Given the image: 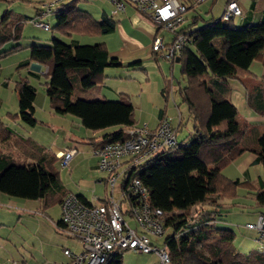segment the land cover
I'll list each match as a JSON object with an SVG mask.
<instances>
[{
  "label": "trees",
  "instance_id": "obj_1",
  "mask_svg": "<svg viewBox=\"0 0 264 264\" xmlns=\"http://www.w3.org/2000/svg\"><path fill=\"white\" fill-rule=\"evenodd\" d=\"M79 3L73 1L61 6L56 32L63 37L114 32L113 19L104 16L97 22L78 8ZM23 23L13 12L0 20V70L5 56L23 48L17 44L3 49L10 42H20ZM181 32L192 36L180 58L182 76L187 80L182 99L193 118V135L187 144L177 140L178 149L159 152L128 175L141 181L151 208L162 211L164 235L171 231L163 242L171 264H264V254L239 252L235 247V232L221 229L216 223L221 215L219 211L226 209L225 199L237 198L241 186L249 189L254 207L264 215V178L248 183L229 180L223 175L224 169L248 153L255 155L256 163L264 169V125L249 124L225 96L227 88L221 90L215 85L230 79L243 81L250 74V67L264 51V21L235 28L231 21L225 26L222 19H215L194 31L182 27ZM30 59L48 69L45 86L56 114L76 117L85 129L94 132L117 128L93 143L95 149L128 140L126 131L137 126L135 110L127 96L119 100L74 99L77 88L90 90L103 80L107 68L119 66V60L110 57L105 44L70 47L63 40L53 39L51 46L32 45ZM261 90L254 89L256 93ZM250 91L249 106L264 116L263 93L254 96ZM16 92L19 111L13 120L35 127L39 124L34 106L36 89L20 80ZM252 98H257L259 104H254ZM182 126L183 123L174 128L176 138ZM22 155L37 163L28 164ZM56 159L46 148L21 138L0 120V194L35 201L59 195L64 190ZM78 198L86 205L91 204L81 196ZM57 228H63L61 221ZM162 237H153V242L158 246ZM122 257L113 256L105 264H124Z\"/></svg>",
  "mask_w": 264,
  "mask_h": 264
},
{
  "label": "crops",
  "instance_id": "obj_2",
  "mask_svg": "<svg viewBox=\"0 0 264 264\" xmlns=\"http://www.w3.org/2000/svg\"><path fill=\"white\" fill-rule=\"evenodd\" d=\"M100 1V0H96ZM94 1V2H96ZM106 3L111 4L106 0H102ZM185 3L188 7V11L185 15V23L183 24V28H189L191 30L199 29L205 26L211 20H215L216 18L210 19L206 24H200V21L203 20L201 16L193 15L191 18L188 13L192 9L198 8L199 6L196 4L195 0H180ZM242 9L243 15L239 17L241 19L239 23L240 28L247 27L249 25H255L262 21H264V6L261 4L260 0H236ZM70 1L68 3H64L62 5H68L72 3ZM205 2V1H204ZM92 3V2H90ZM228 3V0L225 3ZM59 9H61V6ZM112 5V4H111ZM200 5V4H199ZM113 6V5H112ZM223 8V12L225 9ZM57 8V7H55ZM51 8V13L53 9ZM39 10L37 11V16L39 14ZM55 11V10H54ZM53 11V12H54ZM84 11V10H83ZM58 12V10H57ZM90 14L95 21H102L104 16H107L113 19L116 22V27L113 33L108 35H88V34H77L71 37H65L72 40L73 44L69 45L70 47H75L78 45H97V44H105L107 50L110 53V57L117 58L119 60L118 67H109L104 72L103 80L95 87L83 92L85 96L86 93L96 92L98 93L97 98L94 100H110L109 98H117L116 100L121 99L123 96H127L132 103L135 110V120L137 127H148L150 130H154L158 127L160 121L165 117L171 120L172 126L174 128H178L180 124H184V114L181 111V104L185 105L186 111L190 116L187 105L183 102L182 99V90L187 86V80L182 76V66L181 61L174 62L167 61L166 59L155 56L152 49L151 44L154 36L160 35L162 36L167 43H170L173 40L174 35L167 31L159 29L156 24L147 18L146 16L137 12L132 6H128L124 13H120L116 16L111 15V13H107L103 11L101 13V17L97 18V16L92 15V12L84 11ZM49 15V16H50ZM48 16V17H49ZM222 16V14H221ZM221 16L217 19H221ZM191 19V23L189 22ZM216 19V20H217ZM236 19V18H235ZM234 19V20H235ZM117 20V21H116ZM233 21V20H232ZM198 25V27H192ZM196 28V29H194ZM49 32V31H46ZM62 36V35H61ZM81 36H105L108 40L105 41L103 39L102 43L96 44H83L79 43L77 39L74 37ZM74 38V39H73ZM62 40V39H61ZM5 49V46L3 48ZM20 51V50H18ZM18 51H16L18 53ZM12 52L10 54L16 53ZM8 56V55H7ZM160 61H165L162 63L169 64V70L166 74L162 69V64ZM19 64V67L27 68L28 77H24L21 80L28 82L30 85H33V80L40 81V74L46 78L47 82V68L39 65L37 63H33L30 59V52H28L24 59L16 62ZM175 65L179 66V71L181 75V79H177L174 76V68ZM2 66V64H1ZM44 71L42 72V70ZM41 71V73H38ZM154 74H150V73ZM250 74H246L245 77L241 80L238 79H230L227 83L217 82L215 85L218 89L227 90L225 91V96L227 99L233 103L234 106L237 107L239 111L238 103L242 102L243 107L246 109L245 115L242 117L251 125L258 126L264 125V116L256 111L253 107L249 106V96L248 93L251 91L254 96L258 93H263L264 95V51L260 58H258L249 70ZM153 80L157 81V83L152 88ZM245 85H244V83ZM46 84V83H45ZM3 86L7 87L8 84L6 82L3 83ZM246 86V87H245ZM260 87L261 92L254 91V89ZM35 88V87H34ZM46 88V86H45ZM36 89V88H35ZM79 90V88H77ZM81 91V90H79ZM105 91H108L109 94ZM79 92L75 91L74 99H84V100H92L88 99L91 95L84 96V94L80 95ZM112 95L113 97H110ZM253 96V97H254ZM237 98V101L235 100ZM258 98V97H257ZM257 98H252V102L254 104H259ZM135 99L137 100V104L135 105ZM37 101V93L36 100ZM3 104L2 99L0 98V107ZM173 105V107L171 106ZM35 106V103H34ZM184 107V106H183ZM44 112L45 119H40L37 115V108L35 107V117L39 121V124L33 128L38 126H47L54 132H61L66 138L64 142L60 145L57 143L51 144L50 148H46L53 156L58 152H62L65 149L76 150L75 156L69 162L67 167H62L66 169L67 172L74 174L76 170H78V164L75 162V159L80 154V149L76 145H80L85 147L87 145L92 151L95 149V145L93 143H97L101 140L102 136L105 133H110L116 131L117 128H111L106 131L94 132L91 130L85 129L81 121L70 115H59L56 114L51 108V104L49 101V97L44 98ZM174 109L177 113L174 116L171 114V110ZM183 109V108H182ZM18 111H19V102H18ZM17 111V113H18ZM16 112V111H14ZM240 113V111H239ZM9 113H6L4 116H1L2 121L5 122V125L13 130L16 134H18L21 138L29 139L35 142L39 146H44L40 144L38 139H33L32 137H25L19 131H15L9 123L8 118ZM20 129H24L25 125L19 124ZM194 125V124H193ZM68 127V129H66ZM59 137V135H58ZM60 139V137H59ZM42 142V141H41ZM92 153V152H91ZM87 156V155H86ZM92 156V155H91ZM27 161L28 164L34 165L36 164V160L33 158H29L27 155H22ZM90 162H94L91 165L90 172H99L97 167V158L93 155L92 157H88ZM233 164H236V167L239 170L238 177L232 178L227 176L223 171V175L229 180H240L242 182L255 183L258 179L263 178L259 175L256 180L254 178V173H252V168L257 167L256 172L259 174L258 167L260 164L256 163V156L253 154H244L237 161L232 163L229 167H232ZM60 167V160L56 159L55 166ZM77 168V169H76ZM58 170V169H57ZM60 173V171L58 170ZM102 173V172H101ZM105 173V172H104ZM253 174V176H252ZM257 174V173H256ZM106 177H97L89 180L91 184L85 181V178H81L78 180V186L84 191V193L74 194L66 184L65 180L61 178V182L63 185V192L59 195L48 196L43 200H23L17 198H10L4 194H0V200L6 202L7 204H11L14 208L13 211L9 210L8 212L5 210H1L0 208V226L7 227L6 220H11L13 223V227L8 231L7 238L4 236L5 242H0V264H11L12 262H22L25 264H53V263H66L67 258L64 255V250L70 249L73 251H77L79 244L70 239L64 233L60 232L57 228V225L61 221V201L68 194H74L76 196H81L85 200L90 203H97L103 200V198L109 193V187L106 184V180L108 178V174L105 173ZM61 176V175H60ZM85 182L84 183L81 182ZM103 181L104 183L100 184L99 182ZM87 185H91L93 187H101L104 192V197H96L94 191L92 193H88L87 189L90 188ZM122 183L119 182L116 185L114 190V195L119 194V199L121 198L122 192ZM252 197V195H251ZM116 198V197H115ZM31 206L36 207L35 210H31ZM43 206V207H42ZM59 207L60 216L58 219L50 218L45 214L46 211H50L52 207ZM49 208V209H48ZM28 212L29 214L37 215L38 218H35V225L37 227L32 232L30 231L25 223L29 219H25L22 217L20 213ZM43 214V215H42ZM47 214V213H46ZM44 217V218H42ZM48 218V219H47ZM135 253V252H132ZM139 254V253H135ZM142 255V254H141ZM144 255V254H143ZM151 255V254H149ZM153 255V254H152ZM156 256V255H155ZM152 259V258H151ZM144 264V263H143ZM145 264H159V259L154 257V259L150 260Z\"/></svg>",
  "mask_w": 264,
  "mask_h": 264
},
{
  "label": "built area",
  "instance_id": "obj_3",
  "mask_svg": "<svg viewBox=\"0 0 264 264\" xmlns=\"http://www.w3.org/2000/svg\"><path fill=\"white\" fill-rule=\"evenodd\" d=\"M68 0H52L40 6L39 19L48 17L51 8L66 3ZM84 3L96 0H70ZM113 5L112 15L124 13L128 6L152 20L156 26L174 35L167 43L160 36H154L151 49L155 56L174 62L181 57L185 48L192 42L190 33L181 32L185 23L188 7L180 0H106ZM206 0H195L201 4ZM243 12L236 0L228 2L221 16L222 21L230 22L242 16ZM34 24L49 31V25L42 21ZM128 140L122 143L106 145L94 149L97 167L100 172L108 174L106 184L109 193L97 203L84 204L78 196L69 194L61 204V222L63 228L58 229L70 239L76 241L79 251L64 250L66 263L53 264H105L111 257L124 255L127 251L139 254H156L159 264H171L169 253L165 247H158L153 237L164 235L162 211L153 210L150 197L141 181L128 172L134 170L165 149H178L176 132L169 118H163L158 127H134L126 131ZM76 150L65 149L55 156L60 160L61 167H67L75 156ZM122 183L120 200L114 195L118 183ZM104 183L103 181L99 182ZM129 201H125L127 199ZM122 202L129 205L127 213L132 222L125 217ZM245 229L252 231L260 243L259 252L264 254V215L256 222L247 223ZM11 264H25L12 262Z\"/></svg>",
  "mask_w": 264,
  "mask_h": 264
},
{
  "label": "rangeland",
  "instance_id": "obj_4",
  "mask_svg": "<svg viewBox=\"0 0 264 264\" xmlns=\"http://www.w3.org/2000/svg\"><path fill=\"white\" fill-rule=\"evenodd\" d=\"M52 0H9V1H3L0 0V20H2V17L9 13L13 12L17 14L18 16L21 17L23 20V26H22V33H21V39L19 43H13L10 42L6 44L5 49H10L13 45L20 44L23 48L18 51V53H13L9 54L8 56H5L1 60V70H0V98L2 99L3 104L0 107V119L1 116H4L6 113H9L12 115L8 120L10 125L15 131H19L22 135L25 137H32L33 139H40L39 142L40 144L44 145V148H50L51 144L57 143L58 145L62 144L65 140V136L61 132H54L47 126L43 125L38 126L36 128L33 127H28L25 126V128L22 130L18 127H20V121H15L13 120V115L17 114L18 111V97H17V92H16V86L17 83L24 77H28L27 74V68L19 67L18 62L21 59H24L26 54L30 52V47L32 45H41V46H51L53 39L55 40H63L67 44L72 45L73 42L69 38H65L61 36L58 32L55 31V26L57 23V10H59V6L57 8L53 9L52 14L44 19H39L37 16V11L40 9L41 4L46 3L49 4ZM227 0H206L205 2L201 3L198 5V8L192 9L189 11V15L192 18L193 15L196 16H201L204 18L203 20L200 21V24L204 25L206 24L210 19L213 18H219L221 14H223V8L225 6ZM70 2L68 0L66 3ZM261 4L264 6V0H260ZM78 8L84 11L92 12V15L97 16V18L101 17V13L103 11L107 13H111L113 10V6L109 3H106L102 0L92 2V3H84L80 2L78 4ZM112 15V13H111ZM35 21H42L47 23L50 26V31L46 32L44 29H41L37 27L34 22ZM117 21V20H116ZM241 19L237 17L235 20L231 21V25L234 26L235 28H240L239 23ZM191 23V19L189 21ZM224 25L227 26L229 25V22H224ZM198 27L197 24L192 27ZM196 29V28H194ZM98 35V34H96ZM105 36H77L74 37L75 40L79 41V43H87V44H96V43H102L103 39L108 40L107 38H104ZM73 38V39H74ZM162 64V69L165 71V73H168L169 70V64L167 65L166 63H162L165 61H160ZM176 67L174 68V76L177 79H181L180 71H179V66L175 65ZM44 69L42 70V72ZM38 72V71H37ZM38 73H41L39 71ZM154 74V73H150ZM41 78L40 81L38 80H33V85L36 88V93H37V101L35 102V107L37 108V115L40 119H45V112H44V98L47 97V91L45 88V83H46V78L43 77L42 74H40ZM6 82L8 84L7 87L3 86V83ZM157 83V81L153 80V85ZM81 90V91H79ZM76 89V92H82V89ZM86 92V91H83ZM80 93V95L84 93ZM97 92V91H96ZM92 92V93H86L88 95L92 94V97L95 98H90L88 96V99H92L90 101H95L94 99H101L97 98L98 93ZM109 94L108 91H105ZM85 96V94H84ZM85 96V97H86ZM110 97H113L110 95ZM110 100H116L117 98H109ZM237 101V98L235 99ZM137 104V100L135 99L134 104ZM135 104V105H136ZM138 105V104H137ZM239 105V111L240 115H245L246 109L243 107L242 102L238 103ZM173 107V105L171 104ZM184 106V107H183ZM183 108V109H182ZM183 110V111H182ZM16 111V112H14ZM181 111L184 114V124L181 127V129L177 132V140L180 144L184 143L187 144L192 135H193V128H194V123L192 119L189 117L185 105L181 104ZM174 109L171 110V114L174 116L176 114V119H177V113H175ZM37 117V116H36ZM37 117V118H38ZM4 122V121H3ZM18 122V123H17ZM22 125V124H21ZM24 126V125H23ZM68 129V127L66 128ZM69 131V129H68ZM60 139H59V137ZM42 141V142H41ZM80 149V154L77 156L75 159V162L78 164L77 168L78 170L75 171L74 174H71L70 176V171L67 172L66 169H63L61 166H57L56 168L60 171V178L65 180L66 184H68L69 189L74 193V194H79L86 192L85 190L83 191L79 186H78V180L81 178H85V181L89 182V180H92L93 178L97 177H106L104 172H90L91 170V165L94 163L90 162L88 160V157H92L94 155L93 151L87 146L84 145L85 147L82 148L80 145H76ZM92 152V153H91ZM87 155V156H86ZM92 155V156H91ZM95 156V155H94ZM96 157V156H95ZM230 166V165H229ZM227 167L225 170V174L229 177H238L239 170L236 167V164H233L232 167ZM76 168V169H77ZM259 169V174L256 172L257 167L252 168V173H254V178L256 180L258 179L257 177L261 175L264 178V169L262 166L258 167ZM257 173V174H256ZM81 183H86L83 181ZM88 188L87 192L95 193L96 197L103 198L104 197V192L101 187H93L91 185H87ZM228 193V191H227ZM229 194V193H228ZM238 197L235 199H225L223 202L226 206V209H222V211H219L218 215L219 217L217 218L218 221L216 222L217 225L221 229H230L235 232L237 235L236 241H235V247L236 249L241 252V253H249L252 251H258L260 248V243L257 241V236L254 232L246 230L244 227L246 226L247 223H252L256 222L257 219L259 218L260 214L259 211L256 207H254V201L253 198L251 197L249 193V189L246 187L241 186L238 190ZM230 195V194H229ZM116 199H119V194L115 195ZM123 205V210L125 212V216L127 217L126 219L129 220V217L127 216V211L129 209V205L126 204V202H122ZM14 206V205H13ZM11 204H7L6 202L0 200V208L1 210L5 211H13L12 209L14 208ZM43 207V206H42ZM32 211L36 209V207L31 206L30 208ZM49 209V208H48ZM45 216L48 215L50 218L58 219L60 216V211L59 207H52L50 211H46L45 208ZM47 213V214H46ZM22 217H25V219H29L25 225L30 231H34L37 225H35V218H38L37 215L29 214L28 212L20 213ZM179 214V213H177ZM43 215V214H42ZM44 218V217H42ZM48 219V218H47ZM8 224L7 227H1L0 226V242H5V238H7L8 231H10V228L13 227V223L11 220H6ZM132 225H134V222L132 220H129ZM12 229V228H11ZM171 234V231L167 230L164 237L159 241L160 244H158V247H163V242L165 239ZM5 236V238H4ZM218 239V237H216ZM80 250V246L77 248V251ZM156 254H151V255H141V254H135L132 252H126L123 255V263L124 264H145L149 262L150 260L154 259ZM152 258V259H151ZM158 258V256H157ZM159 259V258H158Z\"/></svg>",
  "mask_w": 264,
  "mask_h": 264
},
{
  "label": "water",
  "instance_id": "obj_5",
  "mask_svg": "<svg viewBox=\"0 0 264 264\" xmlns=\"http://www.w3.org/2000/svg\"><path fill=\"white\" fill-rule=\"evenodd\" d=\"M176 61H177V62H180V61H181V58H180V57H178V58L176 59Z\"/></svg>",
  "mask_w": 264,
  "mask_h": 264
}]
</instances>
